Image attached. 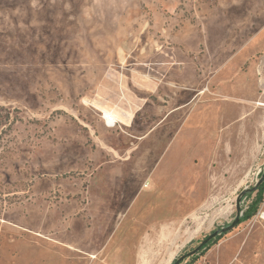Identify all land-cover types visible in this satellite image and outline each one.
<instances>
[{"label": "rangeland", "instance_id": "1", "mask_svg": "<svg viewBox=\"0 0 264 264\" xmlns=\"http://www.w3.org/2000/svg\"><path fill=\"white\" fill-rule=\"evenodd\" d=\"M260 102L264 0H0V264H264V194L187 256L254 196Z\"/></svg>", "mask_w": 264, "mask_h": 264}, {"label": "trees", "instance_id": "2", "mask_svg": "<svg viewBox=\"0 0 264 264\" xmlns=\"http://www.w3.org/2000/svg\"><path fill=\"white\" fill-rule=\"evenodd\" d=\"M252 193H254L253 198L251 199V201L248 203V205L246 206V208L244 209V211L242 212V214L239 216V222H243L246 221L250 218H252L259 210V207L261 205V203L263 202V194H264V172L261 173L260 179L257 182V184L255 185V187L248 191L245 195V197H250L252 195ZM232 224V223H231ZM230 224V225H231ZM228 225V226H230ZM228 226H226L223 229H220L219 231H216V234L214 236H211L208 238V236L215 232H211L209 235L205 236L203 240H205L206 238L207 241L202 243L200 242V247L199 249L192 255H187L188 257H192V261L196 260L198 258V254H203L206 250H208L213 244L217 243L219 239L222 238V236L230 229H226ZM226 229V230H225ZM198 245V246H199ZM176 261L173 262V264Z\"/></svg>", "mask_w": 264, "mask_h": 264}, {"label": "crops", "instance_id": "3", "mask_svg": "<svg viewBox=\"0 0 264 264\" xmlns=\"http://www.w3.org/2000/svg\"><path fill=\"white\" fill-rule=\"evenodd\" d=\"M125 118L128 122H130L132 120V114L127 112L125 115ZM117 155H118L119 159L123 160L121 163L119 162V164H125V163H127V162H125V160L132 158L133 153L130 150H123V151L120 150V151H117ZM122 174H123L124 190H128L129 188H132V190H133L135 188L134 174H131L127 170L126 171L123 170ZM150 185H151V183L147 181L146 183L143 184V187L148 188V187H150ZM142 188L139 189V192L142 190ZM136 195L137 194H135V196ZM135 196H134V198H135Z\"/></svg>", "mask_w": 264, "mask_h": 264}, {"label": "water", "instance_id": "4", "mask_svg": "<svg viewBox=\"0 0 264 264\" xmlns=\"http://www.w3.org/2000/svg\"><path fill=\"white\" fill-rule=\"evenodd\" d=\"M237 209H239V207H238ZM238 222H239V214H237L235 220H234V221L232 222V224H231L230 226H228L226 229H231V228H233ZM226 229H225V230H226ZM215 234H216V231L213 232V233H211V234L208 236V238L211 237V236H214ZM208 238H206L205 240H203V241L201 242V244L204 243V242H206ZM199 247H200V245L197 246L196 248H194L193 250H191L190 252H188L187 255H192V254H194V253L199 249ZM183 257H184V256H182L180 259H182ZM176 263H177V261H176L174 264H176Z\"/></svg>", "mask_w": 264, "mask_h": 264}, {"label": "built area", "instance_id": "5", "mask_svg": "<svg viewBox=\"0 0 264 264\" xmlns=\"http://www.w3.org/2000/svg\"><path fill=\"white\" fill-rule=\"evenodd\" d=\"M104 118L107 124L113 125L115 123L114 121H112V119L108 115H105Z\"/></svg>", "mask_w": 264, "mask_h": 264}, {"label": "bare ground", "instance_id": "6", "mask_svg": "<svg viewBox=\"0 0 264 264\" xmlns=\"http://www.w3.org/2000/svg\"><path fill=\"white\" fill-rule=\"evenodd\" d=\"M261 104L264 105V103H261ZM261 214H262L261 217L264 218V212H262Z\"/></svg>", "mask_w": 264, "mask_h": 264}]
</instances>
